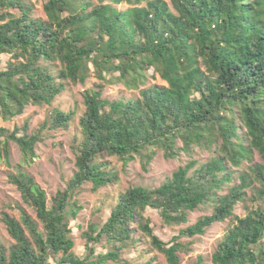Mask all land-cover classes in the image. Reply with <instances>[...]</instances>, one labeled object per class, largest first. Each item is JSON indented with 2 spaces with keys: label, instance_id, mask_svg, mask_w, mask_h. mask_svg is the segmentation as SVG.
Returning <instances> with one entry per match:
<instances>
[{
  "label": "trees",
  "instance_id": "trees-1",
  "mask_svg": "<svg viewBox=\"0 0 264 264\" xmlns=\"http://www.w3.org/2000/svg\"><path fill=\"white\" fill-rule=\"evenodd\" d=\"M44 1L46 20L25 0H0V60L12 59L0 67L3 121L30 104L52 106L67 85L92 75L101 82L83 94L82 137L73 147L77 170L51 203L32 175L10 176L37 219L20 205L18 219L3 213L14 243H0V264H121L124 250L139 252L146 244L167 264H181L180 253L191 250L182 238L203 236L233 217L237 224L218 244L213 263L264 264V164L240 170L255 152L264 163V0H171L172 9L164 0ZM123 3L130 7L118 8ZM150 70L168 85H149ZM110 82L139 95L105 98ZM74 118L55 108L33 133L28 124L24 133L0 125V159L13 141L33 161L45 131L67 130ZM196 148L211 159L199 164ZM160 151L190 160L157 188H129L101 226L83 233L86 254L76 255L72 221L83 209L75 200L83 186L96 193L117 185L112 158L127 166L139 157L148 170ZM249 188L255 207L237 217ZM202 206L213 212L170 241L147 216L154 210L165 225L180 226Z\"/></svg>",
  "mask_w": 264,
  "mask_h": 264
},
{
  "label": "rangeland",
  "instance_id": "rangeland-1",
  "mask_svg": "<svg viewBox=\"0 0 264 264\" xmlns=\"http://www.w3.org/2000/svg\"><path fill=\"white\" fill-rule=\"evenodd\" d=\"M31 7L36 18L46 20L47 16L44 10V0H25ZM172 9L171 0H164ZM97 3V0H94ZM130 6L126 3L118 6L122 10L128 9ZM12 60L9 56H5L0 60V67H4L6 63ZM149 85L167 86L164 81L153 70H150ZM101 80L95 76H91L85 83L77 85H67L65 91L57 97L52 106L49 105H28L25 112L21 116L15 117L13 120L5 122L0 114V125L8 129L14 130L16 127L24 133L25 125L28 124V133H33L50 117L53 109H61L66 112H74L75 118L69 129H60L57 131H45L44 138L36 146V157L30 161L25 157L21 148L13 141H9V156H2L0 159V243L10 245L14 240L10 237L4 223L2 222L3 213H8L15 218L20 217L18 205L25 208L35 219L36 213L27 207L22 200L21 193L18 188L10 182V176L17 171H23L32 175L37 184L45 190L48 202L51 203L52 198L60 189H64L76 172V156L74 153L75 138H81V130L79 120L82 117L85 106L83 94L85 91L95 87L96 83ZM143 87L141 86V89ZM104 97L110 100L119 98H132L139 95V91L127 89L123 83L110 82L103 86ZM212 153L196 148L193 158L199 164L209 161ZM115 168L119 172L120 181L113 187L103 188L94 193L91 184H85L76 196L75 200L83 207L78 214L77 219L72 221V235L75 242L74 252L78 256L86 254V239L83 233L90 230L92 225L101 226L110 216L111 208L119 201V198L129 188L143 186L154 189L166 182L173 173L181 166H185L190 157L185 153L177 159H167L160 151L151 162L148 170H144L142 161L139 157L135 161L124 166L117 159H110ZM252 164H264L261 156L255 152L252 163L244 162L241 171L248 172V168ZM240 181L237 179L235 184ZM254 187H258L255 184ZM227 193V188L223 191ZM254 189L246 190V198L243 202L237 204L235 216L245 217L247 213L255 207L253 200ZM213 212L211 206H202L199 210L190 213L189 222L180 226H167L163 223L159 213L154 210H148L147 216L151 219L156 234L164 241H170L177 236L181 229L189 225H193L200 218L210 215ZM237 224L236 218H230L222 223H216L208 228L203 236L193 238H182L183 243H191V250L186 253H180L181 264H214L213 254L218 244L224 239L228 231ZM40 226L41 223H40ZM147 242H145L146 244ZM156 258L154 264H167L166 258L152 251L147 244L139 252L132 250H124L122 254L123 262L121 264H144ZM114 264V263H112Z\"/></svg>",
  "mask_w": 264,
  "mask_h": 264
}]
</instances>
